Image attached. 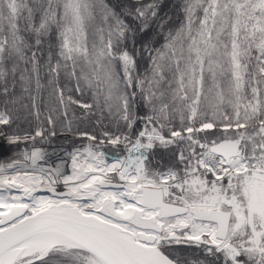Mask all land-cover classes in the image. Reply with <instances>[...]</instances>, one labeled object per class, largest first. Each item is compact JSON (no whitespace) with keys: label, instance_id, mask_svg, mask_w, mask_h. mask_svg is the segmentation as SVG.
Wrapping results in <instances>:
<instances>
[{"label":"snow or ice","instance_id":"6c2138e0","mask_svg":"<svg viewBox=\"0 0 264 264\" xmlns=\"http://www.w3.org/2000/svg\"><path fill=\"white\" fill-rule=\"evenodd\" d=\"M0 264H264V0H0Z\"/></svg>","mask_w":264,"mask_h":264}]
</instances>
